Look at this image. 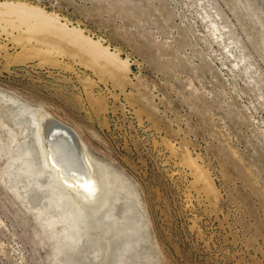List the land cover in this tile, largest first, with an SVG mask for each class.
Returning <instances> with one entry per match:
<instances>
[{"label": "rangeland", "instance_id": "374dc122", "mask_svg": "<svg viewBox=\"0 0 264 264\" xmlns=\"http://www.w3.org/2000/svg\"><path fill=\"white\" fill-rule=\"evenodd\" d=\"M18 1L129 70L0 22V264H264V0ZM207 14L257 84L214 43ZM23 104L72 131L107 175L75 246L49 173L26 174L40 156Z\"/></svg>", "mask_w": 264, "mask_h": 264}, {"label": "bare ground", "instance_id": "6f19581e", "mask_svg": "<svg viewBox=\"0 0 264 264\" xmlns=\"http://www.w3.org/2000/svg\"><path fill=\"white\" fill-rule=\"evenodd\" d=\"M14 18L17 20L16 24H18V26L27 25L28 23L31 25H29L31 28H28L30 36L34 34L35 31L45 32V34L47 33L48 35H51L55 38L64 40L63 42L66 41L73 46L85 50L87 54L91 57H94L95 60L102 59L105 61V63L111 64L123 72H127L129 70V63L127 59L124 60L120 58L116 51H112L108 46L102 45L99 40H93L91 36L85 35L83 30L79 27L64 23L56 13H48L41 7L33 6L30 3L21 2L18 0L0 1V22L8 21V19L12 20ZM207 19V22L210 24L208 33L215 41L214 43H216L218 46H221L223 51H226L225 55L233 58V61L230 62L233 65V69L241 70L240 72H242L249 80H252L254 84H257L258 81L253 76V73H256V71L251 69V64L245 62L246 60H244V58L241 59L236 57L232 53V49L236 47L233 45L235 43L233 41L229 42L230 39L228 37L224 39V36L227 35V33L222 32L223 29L219 28L216 22L210 19L208 14L205 16V18H203V20ZM11 28L16 29L18 27L12 26ZM42 50L43 49L38 48V52H41ZM226 60H228V57ZM20 112L22 115L29 114L31 117H34V120H32V128L34 127L33 136L36 141L38 155L40 156V166L29 167L26 171V174L33 176L40 175L43 172L49 173L51 177L50 188L52 191L57 192V197L59 200L68 205L64 206L68 208L67 212L64 213V220L68 223L70 234L65 233L64 235V240L66 241L65 245L68 248L71 245L75 246L83 237V229H86V227L84 228L81 226V223L86 217L85 208L99 201V203L104 202L103 195L105 196V180L107 175L103 172V165L90 157L86 151L85 145L79 141L78 138H76L72 131L70 132V130H67L63 125L57 123L42 109L37 108V110H33L31 106L23 104L21 105ZM30 154L31 152L29 150L24 152L25 156H30ZM188 163L191 167H194L193 169H195L194 171L198 173L197 175H202V172L196 165L194 159L189 157ZM98 170H101L100 174H97L96 171ZM95 173L97 175H101V179H97L98 176L96 177ZM36 185L38 187L41 186L39 183H36ZM96 222H98L97 219ZM85 225L86 224L84 222V226ZM74 230L76 232L73 235L72 232ZM106 232L107 229L105 233ZM60 248L62 247L57 249V255L61 254ZM76 250L78 249L76 248Z\"/></svg>", "mask_w": 264, "mask_h": 264}]
</instances>
